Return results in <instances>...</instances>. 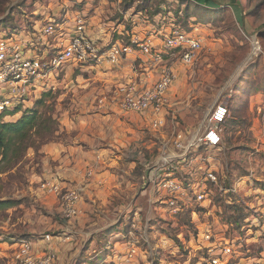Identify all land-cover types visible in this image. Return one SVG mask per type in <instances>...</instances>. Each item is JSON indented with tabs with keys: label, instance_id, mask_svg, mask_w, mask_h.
<instances>
[{
	"label": "rangeland",
	"instance_id": "374dc122",
	"mask_svg": "<svg viewBox=\"0 0 264 264\" xmlns=\"http://www.w3.org/2000/svg\"><path fill=\"white\" fill-rule=\"evenodd\" d=\"M77 17L86 22L85 35L104 46L135 49L137 38L161 50L164 36L175 31L200 46L190 61L182 50L162 56L174 80L157 114L120 109L119 86L150 89L158 80L159 65L138 52L122 67L63 71L27 104L40 116L38 126L24 141L13 139L5 160L0 156V264H17L18 243L26 239L33 259L51 250L55 264H192L208 255L201 247L207 244L218 255L230 248L226 264H264V0H0V36L34 40L36 29L73 26ZM217 102L227 106L228 118L221 144L210 148L198 140ZM98 106L117 118L107 126L92 123L106 117ZM23 110L1 122L16 123ZM101 147L122 155L110 162L120 169L110 178L122 193L107 194V207L100 200L104 189H97L105 185L103 166L94 164ZM53 148L61 149L60 162ZM175 164L181 169L170 176L184 188L177 215L157 201L165 167ZM59 167L79 178L52 177ZM209 173L217 184L205 180ZM50 183L59 187L57 195L43 188ZM76 190L82 200L66 219L62 195ZM198 194L205 197L200 203Z\"/></svg>",
	"mask_w": 264,
	"mask_h": 264
},
{
	"label": "built area",
	"instance_id": "2783aa9c",
	"mask_svg": "<svg viewBox=\"0 0 264 264\" xmlns=\"http://www.w3.org/2000/svg\"><path fill=\"white\" fill-rule=\"evenodd\" d=\"M111 1L120 4L123 0ZM65 26L66 31L62 29ZM58 27L59 25H56V23H48L38 31L36 29L34 40H27L21 35L0 36V122H5L16 109L26 110L28 108L27 104H33L44 90L51 88L50 83L56 81L59 73L70 70L82 74H93L97 73L98 69H104L103 67L106 66L122 67L126 60L131 55H135L136 52L149 57V63L159 65L158 80L150 89L141 88L137 90L134 84H132L133 87L125 85L128 88L119 86L118 93L122 97L120 109L135 114H142L146 111L157 114L166 103L167 91L174 80L171 69L163 64L162 56L167 52L182 50L183 59L190 61L193 53L200 46L199 41L180 31L164 36L161 50H156L154 46L137 38H133L131 41L135 49L120 44L104 46V44L89 39L85 35L86 22L80 17L74 20L73 26L64 24L56 30ZM37 32L39 35H37ZM227 118V106L223 102H217L198 142L206 147H218L221 144V126L226 123ZM158 126L159 122L154 121L153 127L157 128ZM181 157L178 156L177 158ZM164 162L166 161L164 160ZM179 169L181 168L176 164L174 167H165L164 172L166 174L162 177L159 188L160 191L164 192V195L163 199L159 198L157 200L160 204L165 202V206L173 209V214L176 215L184 207V200L181 199V195L184 196V188L180 185V182H177L170 175H173L174 170L178 171ZM87 175H90V172ZM157 178L158 176L153 177L154 187ZM151 179L152 176L149 178L150 182ZM206 179L213 184L218 183L213 173L207 174ZM43 188L57 195L59 187L50 183L43 186ZM226 192H233V188L226 190ZM204 198L203 194H198L196 201L200 203ZM80 199L79 190L62 195L64 218L70 219L76 214V205ZM209 235L212 234H204L203 239L206 237L209 240ZM42 240L47 244L51 241V237L45 235ZM18 245L20 249L15 256L17 264L56 263V254L51 250H46L40 258L33 259L31 239L21 240ZM201 247L208 252V255L199 262L192 264H226L228 260L226 257L232 254L228 246H224L222 253L219 255L216 254L217 248L213 245L207 244L206 246L201 245ZM239 259L237 257L234 261L236 262Z\"/></svg>",
	"mask_w": 264,
	"mask_h": 264
},
{
	"label": "crops",
	"instance_id": "0c3cea01",
	"mask_svg": "<svg viewBox=\"0 0 264 264\" xmlns=\"http://www.w3.org/2000/svg\"><path fill=\"white\" fill-rule=\"evenodd\" d=\"M105 108H106L105 106H98L97 109H98L99 112H101L104 115H106L107 118L105 116H103V117H100L98 119H92V123H95V124L99 123V125H101V126H107L108 123L111 121V116H113L115 119L117 118L114 114L111 115L109 112H105V111H107ZM87 120L88 119H85L82 123L87 122ZM101 126H99L100 128L98 129L100 131H101ZM104 137H105V132L102 133V137L99 136V138H100L99 140H103ZM117 141L118 140L115 137L114 142H117ZM54 148H56V147H54ZM54 148L50 150V153L53 154V157L55 156V158H56L55 161L60 162L59 158H61L60 157L61 153H59V151H61V149H58L59 150L58 151V150H56ZM114 148L118 151V153L120 152V147L119 146L118 147H114ZM49 149H50V147L47 148V150H49ZM95 152H96V159L97 160L94 162V164L99 165L100 167L103 166L100 169V177H102L103 179H99V180L103 182V185L105 184L104 186L102 185L103 187L97 186V187H99L97 189H104V193H102V194L104 195L105 198L103 197V195H100V200L102 201L103 206L107 207L108 206V201H107L106 197L109 198L107 194H110V193L113 192L114 195L116 196V193L118 191H120V192L117 193L120 196L121 193H122V187L120 185V182L119 181H115V178L111 181V178H110L111 176H113L114 173L120 172L119 171L120 169H118V168H115V169L111 168L110 162L121 158L122 155L120 157L117 154L112 155V153H114V151H112L111 149H107L106 147H101V148H99L98 151L95 150ZM65 161H66V158H63V162H65ZM116 164H118V163H116ZM111 171H112L113 174H111ZM73 174H74L73 170L67 169V168L63 169V168L59 167V168H56V170L53 172V176L52 177L58 176L60 181L62 179H65L64 181L66 182L67 180L68 181L71 180V176ZM74 177H76L77 179L79 178L77 173L74 174ZM73 180H75V179L73 178ZM77 182H78V180H77ZM102 182L99 183V184L101 185ZM80 183L82 184V182H80ZM84 186L86 187V185H84ZM131 189H132V185L130 186L129 190H131ZM81 200H82V197H81ZM115 237H117V236H115ZM117 242H118V240H117ZM118 253L120 255H117V257H120V259H123V256H121L122 253H123L121 249H120V251Z\"/></svg>",
	"mask_w": 264,
	"mask_h": 264
},
{
	"label": "trees",
	"instance_id": "16d2710c",
	"mask_svg": "<svg viewBox=\"0 0 264 264\" xmlns=\"http://www.w3.org/2000/svg\"><path fill=\"white\" fill-rule=\"evenodd\" d=\"M37 101L36 104H38ZM33 109L25 110L21 118L16 123H2L0 122V156L5 160L7 158L10 146L13 142V139L16 138L18 142H22L29 135L31 130H34L38 126L40 116L36 112L32 111ZM13 151V154L16 155L17 151ZM24 149V147H22Z\"/></svg>",
	"mask_w": 264,
	"mask_h": 264
}]
</instances>
